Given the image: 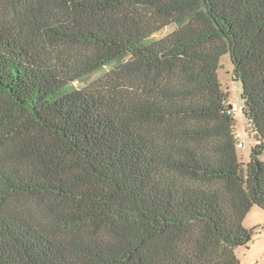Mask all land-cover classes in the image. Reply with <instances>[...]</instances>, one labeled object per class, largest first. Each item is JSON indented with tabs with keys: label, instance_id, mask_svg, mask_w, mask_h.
<instances>
[{
	"label": "trees",
	"instance_id": "obj_1",
	"mask_svg": "<svg viewBox=\"0 0 264 264\" xmlns=\"http://www.w3.org/2000/svg\"><path fill=\"white\" fill-rule=\"evenodd\" d=\"M263 152L264 0H0V264H240Z\"/></svg>",
	"mask_w": 264,
	"mask_h": 264
},
{
	"label": "rangeland",
	"instance_id": "obj_2",
	"mask_svg": "<svg viewBox=\"0 0 264 264\" xmlns=\"http://www.w3.org/2000/svg\"><path fill=\"white\" fill-rule=\"evenodd\" d=\"M176 28L174 22H170L165 25L161 30L156 32L152 38H159L162 37ZM111 68L110 65L105 66L103 69L93 73L92 75L85 77L80 80H76L72 83L76 88H83L90 82H92L95 78L100 76L105 71ZM218 76L221 83L222 90L228 92V100L229 103L232 105V111L234 117L236 119L234 131L240 135V140L243 142L242 146H237V155L245 165V163L249 160L250 149L251 146L254 144V138L251 133H249L246 120L241 114V99H240V91H241V83L238 80H234L232 77V64L229 59L228 54H224L220 58V68L218 69ZM261 160H264V152L259 156ZM261 211H264L260 208ZM260 210H253V212L247 213L245 220L247 228L256 227V231H260L259 233L255 234L256 237V244L252 248L251 252L247 253L245 247H238L236 249V255L239 258L240 264H264V228L258 230V226H260L264 219L261 220L259 212ZM258 213H260L258 215ZM246 227V226H245ZM253 253V254H251Z\"/></svg>",
	"mask_w": 264,
	"mask_h": 264
},
{
	"label": "crops",
	"instance_id": "obj_3",
	"mask_svg": "<svg viewBox=\"0 0 264 264\" xmlns=\"http://www.w3.org/2000/svg\"><path fill=\"white\" fill-rule=\"evenodd\" d=\"M260 210V208L259 207H257V206H253L250 210H249V212H253V210ZM248 212V213H249ZM259 212H262L263 214L261 215L260 213H258V215L260 214V217H261V220L262 219H264V211H259ZM247 215V214H246ZM246 217V216H245ZM248 218V217H247ZM247 218H246V220H247ZM246 220H245V218H244V221H243V225L244 226H246V227H250V226H247V224H246ZM263 222H264V220H263ZM262 222V223H263ZM255 237H256V235H254V237H253V241L250 243V245L246 248V250H247V253L248 252H251L252 251V248L255 246V244H256V239H255ZM251 254H253V253H251ZM254 264H256V263H254Z\"/></svg>",
	"mask_w": 264,
	"mask_h": 264
},
{
	"label": "built area",
	"instance_id": "obj_4",
	"mask_svg": "<svg viewBox=\"0 0 264 264\" xmlns=\"http://www.w3.org/2000/svg\"><path fill=\"white\" fill-rule=\"evenodd\" d=\"M236 137H237V146H242L243 142L240 140V135L238 133H236Z\"/></svg>",
	"mask_w": 264,
	"mask_h": 264
},
{
	"label": "water",
	"instance_id": "obj_5",
	"mask_svg": "<svg viewBox=\"0 0 264 264\" xmlns=\"http://www.w3.org/2000/svg\"><path fill=\"white\" fill-rule=\"evenodd\" d=\"M229 107H232V105L230 104Z\"/></svg>",
	"mask_w": 264,
	"mask_h": 264
}]
</instances>
